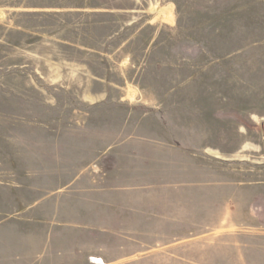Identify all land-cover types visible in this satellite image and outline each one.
Listing matches in <instances>:
<instances>
[{
    "label": "rangeland",
    "instance_id": "rangeland-1",
    "mask_svg": "<svg viewBox=\"0 0 264 264\" xmlns=\"http://www.w3.org/2000/svg\"><path fill=\"white\" fill-rule=\"evenodd\" d=\"M41 77L169 114L176 227L111 264H264V0H0V112Z\"/></svg>",
    "mask_w": 264,
    "mask_h": 264
},
{
    "label": "crops",
    "instance_id": "crops-1",
    "mask_svg": "<svg viewBox=\"0 0 264 264\" xmlns=\"http://www.w3.org/2000/svg\"><path fill=\"white\" fill-rule=\"evenodd\" d=\"M48 80L30 78L39 97L19 95L20 108L0 112V264L142 259L121 245L176 227L161 217L175 187L167 110L136 93L114 96L106 82L76 93ZM158 260L153 252L151 264Z\"/></svg>",
    "mask_w": 264,
    "mask_h": 264
}]
</instances>
